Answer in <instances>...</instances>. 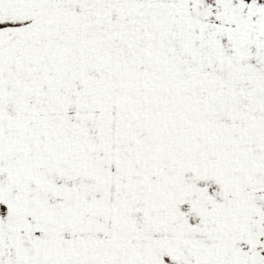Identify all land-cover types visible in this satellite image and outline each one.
<instances>
[{
    "label": "snow or ice",
    "instance_id": "6c2138e0",
    "mask_svg": "<svg viewBox=\"0 0 264 264\" xmlns=\"http://www.w3.org/2000/svg\"><path fill=\"white\" fill-rule=\"evenodd\" d=\"M0 264H264V0H0Z\"/></svg>",
    "mask_w": 264,
    "mask_h": 264
}]
</instances>
